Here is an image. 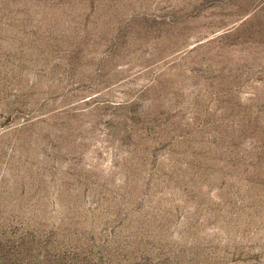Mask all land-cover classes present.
Instances as JSON below:
<instances>
[{"label": "rangeland", "instance_id": "obj_1", "mask_svg": "<svg viewBox=\"0 0 264 264\" xmlns=\"http://www.w3.org/2000/svg\"><path fill=\"white\" fill-rule=\"evenodd\" d=\"M0 264H264V0H0Z\"/></svg>", "mask_w": 264, "mask_h": 264}]
</instances>
